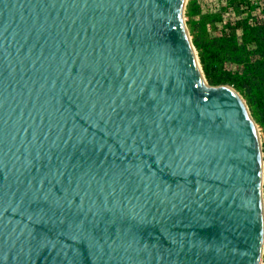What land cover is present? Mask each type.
<instances>
[{"label": "water", "instance_id": "water-1", "mask_svg": "<svg viewBox=\"0 0 264 264\" xmlns=\"http://www.w3.org/2000/svg\"><path fill=\"white\" fill-rule=\"evenodd\" d=\"M184 5L0 0V264L262 263L259 129Z\"/></svg>", "mask_w": 264, "mask_h": 264}, {"label": "rangeland", "instance_id": "rangeland-1", "mask_svg": "<svg viewBox=\"0 0 264 264\" xmlns=\"http://www.w3.org/2000/svg\"><path fill=\"white\" fill-rule=\"evenodd\" d=\"M183 21L207 83L233 87L245 100L259 129L264 161V79L248 83L252 72L264 69V0H186ZM246 26L261 31L245 35Z\"/></svg>", "mask_w": 264, "mask_h": 264}, {"label": "trees", "instance_id": "trees-1", "mask_svg": "<svg viewBox=\"0 0 264 264\" xmlns=\"http://www.w3.org/2000/svg\"><path fill=\"white\" fill-rule=\"evenodd\" d=\"M262 29H264V27L262 28ZM246 30H248V31H246L245 32V35H246V33H248V34H253V33H258V32H260L261 31V28H250L249 26H246ZM232 41V40H231ZM231 41H229V42H231ZM250 70H251V68H250ZM259 70H257V72H258ZM207 75V79L211 82V83H213L212 82V80H211V78L209 77V75H208V73L206 74ZM251 76V78L249 79L250 81H248V83H250V84H253V83H257L261 78H263L264 79V69L263 70H261L260 71V73H256V72H252V74H250ZM262 81H260V85H259V88L260 89H262V87L264 86H262ZM244 86H245V89H247V90H249L250 89V87L249 86H246L247 84H243Z\"/></svg>", "mask_w": 264, "mask_h": 264}, {"label": "bare ground", "instance_id": "bare-ground-1", "mask_svg": "<svg viewBox=\"0 0 264 264\" xmlns=\"http://www.w3.org/2000/svg\"><path fill=\"white\" fill-rule=\"evenodd\" d=\"M185 3H186V0H185ZM199 69H200V71H201L200 66H199ZM201 74H202V77H203V79H204L206 85H208L209 87H214V88L227 87V88H230L229 86H226V85H221V86H212V85H209V84L207 83L205 77L203 76L202 71H201ZM263 253H264V244H263L262 256H263ZM261 264H262V263H261Z\"/></svg>", "mask_w": 264, "mask_h": 264}]
</instances>
